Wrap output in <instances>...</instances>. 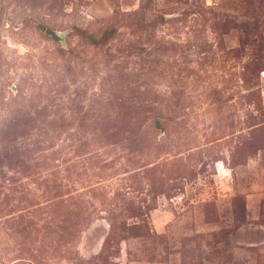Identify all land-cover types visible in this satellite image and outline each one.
<instances>
[{"label":"rangeland","instance_id":"374dc122","mask_svg":"<svg viewBox=\"0 0 264 264\" xmlns=\"http://www.w3.org/2000/svg\"><path fill=\"white\" fill-rule=\"evenodd\" d=\"M0 264H264V0H0Z\"/></svg>","mask_w":264,"mask_h":264},{"label":"trees","instance_id":"16d2710c","mask_svg":"<svg viewBox=\"0 0 264 264\" xmlns=\"http://www.w3.org/2000/svg\"><path fill=\"white\" fill-rule=\"evenodd\" d=\"M76 30L84 37L88 38L89 40L93 41V42H96V43H99V42H102V41H105L107 38H108V35H104L101 39H96L94 38L93 36H91L90 34H88L86 31L76 27Z\"/></svg>","mask_w":264,"mask_h":264},{"label":"water","instance_id":"95a60500","mask_svg":"<svg viewBox=\"0 0 264 264\" xmlns=\"http://www.w3.org/2000/svg\"><path fill=\"white\" fill-rule=\"evenodd\" d=\"M46 33H47L48 35H50L51 37L55 38L56 40H59V41H65V37L62 36L60 33H58V32L55 31V30L47 29V30H46Z\"/></svg>","mask_w":264,"mask_h":264}]
</instances>
